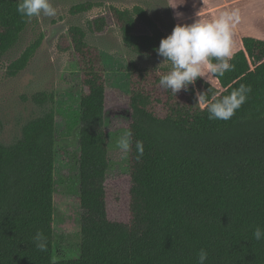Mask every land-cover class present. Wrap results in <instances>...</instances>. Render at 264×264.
<instances>
[{"label": "trees", "instance_id": "trees-1", "mask_svg": "<svg viewBox=\"0 0 264 264\" xmlns=\"http://www.w3.org/2000/svg\"><path fill=\"white\" fill-rule=\"evenodd\" d=\"M19 0H0V60L21 41L30 20L17 12ZM92 2L73 7L92 10ZM130 58L132 108V178L129 222L109 217L105 180L112 166L104 130L107 109L106 67L89 33H105L109 15H100L87 29L70 28V48L83 75L84 91L72 113L53 107L29 120L21 136L0 141V264H264V39L243 36L233 54L232 70L216 77L222 90L196 81L174 96L159 84L171 70L155 49L168 36L142 6L111 7ZM144 27L146 32H140ZM45 34L14 59L8 74L30 63ZM215 62V61H213ZM163 63V64H162ZM251 88L246 102L230 120L209 119L208 105L238 89ZM206 93L207 104H197ZM33 99L54 104V92ZM67 118L68 134L78 130L76 163L81 214L80 256L67 259L54 229L57 157V114ZM1 134V129H0ZM142 141L143 156L135 143ZM41 231L47 251L33 237Z\"/></svg>", "mask_w": 264, "mask_h": 264}, {"label": "rangeland", "instance_id": "rangeland-1", "mask_svg": "<svg viewBox=\"0 0 264 264\" xmlns=\"http://www.w3.org/2000/svg\"><path fill=\"white\" fill-rule=\"evenodd\" d=\"M171 0H51L57 14L54 17H33L22 35L19 44L0 60V141L11 143L21 136L23 126L32 118L53 107L58 112L72 113L79 106L84 91L83 75L70 48V28L78 25L85 29L90 20L100 15H109L111 24L105 33H89L88 40L102 52L106 67L107 109L104 130L109 137V155L112 161L105 185L106 201L111 220L129 222L131 210L132 155L131 150L122 152L117 142L125 131H130L132 108L130 105L131 73L129 59L142 62L124 43L119 22L110 14L111 7L133 9L144 7L158 25L171 34L176 24H191L195 15L206 5L201 0H181L177 8L170 7ZM232 7L239 13V22L233 28V54L243 48L242 37L255 36L264 39V0H239ZM92 2L94 7L85 13H74L73 7ZM209 4L216 6L215 1ZM225 11L219 9V16ZM177 13L182 15L177 16ZM185 13V14H184ZM185 22H179L182 17ZM211 15L209 14L208 17ZM216 17L215 15L211 16ZM210 21L207 18H201ZM140 32H146L144 27ZM45 34L43 42L19 74H8L10 63L18 58L33 41ZM206 80V78H204ZM212 85L222 90L216 77ZM210 83V82H209ZM54 92V104H39L33 97L36 93ZM57 157L55 177L54 229L60 250L67 259L80 256L81 204L74 187H78L77 167L79 155L78 130L68 134L67 118L57 114Z\"/></svg>", "mask_w": 264, "mask_h": 264}, {"label": "clouds", "instance_id": "clouds-1", "mask_svg": "<svg viewBox=\"0 0 264 264\" xmlns=\"http://www.w3.org/2000/svg\"><path fill=\"white\" fill-rule=\"evenodd\" d=\"M179 0L170 5L177 8ZM17 12L22 18L31 20L33 17H54L57 10L51 0H19ZM182 14L177 13V16ZM199 19L191 24H176L171 34L162 38L159 47L155 49L163 58V63L170 62L171 70L160 77L159 84L177 96L181 90H187L195 85L200 78L211 81V77H222L225 72L232 70L234 65L229 63L233 56V28L239 22L238 11L224 12L219 18L210 21L201 19V11L197 13ZM215 61V62H213ZM162 63V64H163ZM250 87L241 85L230 94L223 96L208 105L209 119L230 120L247 100ZM206 93L197 94V104H207ZM131 132L125 131L117 142L118 148L127 153L131 150ZM138 157L143 156L142 141L135 143ZM257 241L264 239V228L257 226L253 232ZM39 251H47V238L41 231L33 237ZM198 264H206L208 252L201 249L197 254Z\"/></svg>", "mask_w": 264, "mask_h": 264}, {"label": "crops", "instance_id": "crops-1", "mask_svg": "<svg viewBox=\"0 0 264 264\" xmlns=\"http://www.w3.org/2000/svg\"><path fill=\"white\" fill-rule=\"evenodd\" d=\"M202 4L206 5L205 7H203V10H201V18H207L209 20H213L215 18H218V14H219V9L220 8H224L225 11L224 12H231L234 11L233 9L231 10V7L236 3V2H241L239 0H201ZM209 1H215V3H217L216 6H212L211 4H209ZM243 1V0H242ZM170 2L174 3L175 0H171ZM180 3H183L181 0H179ZM184 4V3H183ZM185 14V13H184ZM215 15V18H212L211 16L208 17V15ZM197 18L198 16L195 15ZM182 17V16H181ZM186 17V16H185ZM185 17H182L181 20L179 22H185ZM206 21V20H205ZM235 33V31H233V34ZM244 36V35H243ZM243 38V37H242ZM242 40V39H241Z\"/></svg>", "mask_w": 264, "mask_h": 264}]
</instances>
